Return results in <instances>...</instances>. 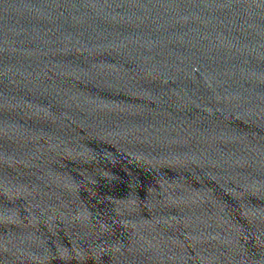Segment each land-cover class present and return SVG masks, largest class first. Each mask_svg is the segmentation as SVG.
Masks as SVG:
<instances>
[{
    "label": "water",
    "instance_id": "water-1",
    "mask_svg": "<svg viewBox=\"0 0 264 264\" xmlns=\"http://www.w3.org/2000/svg\"><path fill=\"white\" fill-rule=\"evenodd\" d=\"M0 264H264V0H0Z\"/></svg>",
    "mask_w": 264,
    "mask_h": 264
}]
</instances>
